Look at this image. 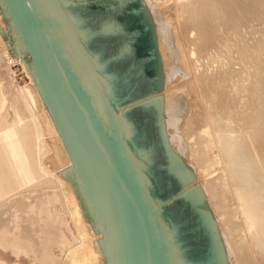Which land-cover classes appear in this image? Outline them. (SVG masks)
<instances>
[{
  "label": "rangeland",
  "instance_id": "obj_1",
  "mask_svg": "<svg viewBox=\"0 0 264 264\" xmlns=\"http://www.w3.org/2000/svg\"><path fill=\"white\" fill-rule=\"evenodd\" d=\"M139 1H141V0H61L63 6H65V8H66V11H67L73 25H75L77 31L79 32L83 43L86 45V48L89 52V55H90L92 61L94 62L95 66L97 67L99 75H100V77H101L102 81L104 82L105 87L107 89V92L109 93L111 99L113 100V103H114L115 108H116V112L119 114V116H121L120 119H122L126 134H127L128 138L130 139L131 145L134 148H137L138 151H139L140 147L144 148V150H145V151L144 150L140 151V154H142V156H144V158H145L144 165L141 166V168L143 167L142 168L143 173L147 178L151 192L154 195V198L156 201L157 209H158L159 213L161 214L163 224L165 227V231L168 234V239H169L171 251H173V254L175 257V264H217L216 263L217 262V253L213 249V246H214L213 233L210 231V229H208V226H207L205 220L198 214V212L194 211V209L192 208L189 201H187V199L182 195V191L184 188L180 186L178 179L176 180V178H173L165 170V167L167 166V154H168L166 151V148L169 150H175V146L173 145V143L171 141H169V139H168L167 147L164 146L165 142L161 141L162 137L160 136V128L158 127L159 121L162 118L164 131H166V128L167 129L169 128L165 125V122H166V118H165L166 117L165 116L166 115L165 114L166 105H164L165 102H164L163 108H161V110H158L157 108H155L153 106V104H147L146 105L142 102L144 100L151 98V97H154L156 95L162 96V99H163L164 98L163 93H165V90H164L165 80L164 79H166L167 77H168V79L171 78V80H172V92H173L175 87L185 85L187 82H189V79H191V77L194 76L193 73L195 74L196 72L197 73L200 72L201 74L205 73L207 75L209 72L210 74H208V76L210 78H212L213 80L215 79L214 81H216V80L218 81V79H216V77H213V76H217V74H219V72H224L226 70L225 73L227 72V75L225 73H224V75L222 74V76H225V75L226 76L224 78L221 77L222 79H220V80H222V82L225 80V82H223V83H225L224 87L228 88V91H227V88L226 89L224 88L225 91L227 92V94H225V95H227V96L229 95L228 98L231 97V98H229L230 102H232V101H234V102L229 103V100L225 98L227 101L225 100L226 104H223V107H225L227 105L225 108L234 109V110H232V111L228 110L229 111L228 112L225 108H224L225 110L222 108L223 109L222 112L225 113V111H227V113H225V114H227V116L229 115V118H227L226 116L223 117L225 114L222 113L223 118H221V121H222V123H223V121H226L223 123L224 125L221 124V126H224V128L222 127L223 134L227 137L229 136L228 132L230 134L229 137H231V136L234 137L238 134V136H240V137L239 138L236 137V142L234 141L235 137L232 138L234 142H233V145H231L232 146L231 151L233 149H235V152H237L239 150L238 153L241 152L243 157H245V154H246V156L251 155L250 157L248 156V158L246 157L244 159L242 157V159L243 160L246 159L245 161L248 162L249 164H245V161L241 162L239 164L240 165L239 166L240 167V173L242 175H244V178H245V181L242 182V186H244L243 183L245 184V186L243 187L244 190L247 189V192H248V191L252 190L253 188H255V187H252V185L253 186L258 185L259 187H256V188L259 190H262L261 191V193H262L264 191V189H263L264 184L262 185L263 187H261L262 189L260 188V186H261V183H264V179H263L264 174H261L264 172V169H262V168H264V164H263L264 162L262 161L264 159V157H263L264 154L258 153L257 151L254 150V148H253L254 147V145H253L254 141L253 140L259 142L260 137L261 138H263V137L260 135L259 137L257 136L258 138L254 137V139H253L252 133H255L258 130L264 129V126H263V124H264V122H263V119H264V106H263L264 105L263 104L264 97L263 96L259 97L260 96V94H259V96L255 97L256 100H254V99L251 100L249 97L250 96L249 94H250L251 89H253L252 88L253 84H255V86L258 85V81H256L254 79V77H252L254 72H256L260 76L264 77V65L261 64L262 62L264 64V61H263L264 55L262 54V53H264V50L263 51L261 50L262 45H260V44H263V48H264V0H239L238 2H237V0H232V1L231 0H222V1L220 0V3H222V4H220L218 2L219 0H217V4H216V2L214 0V2L216 4V8H217V6L220 7L218 4H220L223 7H224V5L226 6L225 8L220 7L221 9L219 10V12L221 14L218 12V10H216V11L214 10L215 11V13H214L213 9H210L212 7H210V8L208 7V9H207L208 11L205 12L206 16L204 15L205 19L200 18V17L199 18L204 20V21L206 20V18H207V20H209L208 16L213 11L212 14L213 13L214 14H213L212 18L214 17V15H216L215 16L216 18L217 17H220V18L224 17V18H222L223 22L219 26L218 23L221 22V19L218 18V20H220V21H216V19L215 20L212 19V21L214 20L216 22L215 24L213 23L214 21L212 22V24H214L215 26L214 25L209 26L208 22H206L203 25L204 29H201L202 31H200L199 33L196 32L197 29H195V28H196V24H198L197 22H199L198 20H200V19H198V17H196L194 19V20H196V21H194L195 26L192 24V26H193L192 28H189V27H191L189 24H191L193 22H191L189 20V22H190L189 23V22H187L188 20H186L188 17H189L188 19H190V17H191L188 14V12L191 14V10L189 11V9L191 8L190 7L191 4H194L193 2L195 0H191V2H190L191 4L188 3L190 8L187 11L182 10L183 13L180 10L174 11L175 13L173 14V18H175L176 20L175 19L168 20L170 49L175 50L173 53L170 52L171 74L169 76H166V74H165V67H164L163 61H162V59H163L162 58V50H161L160 43L158 40V34L155 32L156 23L152 20L148 21V22L144 21L142 14L141 13H140L141 15L139 14L140 5H141L139 3ZM167 1H168L167 3H168L169 8H171L172 5L175 4V3L173 4V2H174L173 0H167ZM208 1L209 0H207L206 2H208ZM223 1L227 5L224 4ZM187 2H189V1H187ZM232 5H234V6L232 7ZM255 11L257 12V14ZM208 12H210V14ZM230 12H231V14H230ZM180 13L181 14L185 13L186 16H187V14L189 16H187V18H186V17H184V15H181L182 17H180ZM226 16L228 17V20H226ZM182 19H184V21ZM229 19H231V20L229 21ZM174 20L176 22H174ZM185 20H186V22H185ZM173 23H177V24H175V27H174ZM184 24H186L185 26H188V27L185 28ZM153 26H154V30L152 29ZM172 26L174 29L171 28ZM183 28L185 29V31L183 30ZM213 28H214V30H213ZM205 30H207L206 32L209 31V33H210L209 41L211 43H213V46H211V43H209L208 40H207L208 42L205 43L204 46H202V44L199 43V39L205 34L203 32ZM4 31H5L4 28L2 26H0V96H1L0 126H1V124H3V121L5 120V121H10L14 127H19V130H20L23 128L22 123L28 122L30 119L28 118V116H26V117H23L24 119L21 120L22 122L18 121L17 116L15 114V107H14L13 102H11V100L13 99V96L18 92V90L22 87V84L23 85L26 83L28 84V79H27V77H25V73L23 71V68H21V66L19 64H15L14 62H12V64H11V62H9V60H8L9 48H8L7 43H6L8 39L3 38ZM195 32H196V34H195ZM199 36H201V37L199 39H197ZM192 37L193 38L195 37L194 38L195 41L191 40ZM164 43H167V42H164ZM198 46H199V50H197ZM259 46H261V47H259ZM164 47H166V45H164ZM206 47L207 48L209 47V50L212 49L211 50L212 53L215 52L214 54H216V55L212 54L211 51L206 52V50H207ZM194 48L198 52L194 53ZM205 48H206V50H205ZM256 48H258V49H256ZM200 50H202V51H200ZM256 50H258V51H256ZM203 51H205V53H207V54H205ZM259 51L262 53H260ZM256 52H259V53L257 54ZM210 53H211V55L209 56L208 54H210ZM197 54H203L205 56H202V55L198 56ZM261 54L263 57L261 56ZM212 55L215 56V58H211ZM258 55H259V57H262V59L260 61H259L260 58H258ZM182 56H183V58H182ZM252 56H256L257 58H254V57L252 58ZM208 58L209 59L211 58L214 60L211 61ZM175 60H176L177 64L181 67H182V61L183 62L188 61L189 63H192L193 67L192 68L190 67V70H189L190 74L188 72V74L186 75L187 72H185L184 70L181 71L180 68L177 66ZM205 61H208V62L210 61L209 63H210L211 67L209 66V64H207L208 62H205ZM256 61L258 63L257 65H256ZM259 62L261 65L259 64ZM198 65H202V66H198ZM203 65L205 66L204 68H203ZM206 65L210 67V68L208 67L209 70H206V69H208V68H206L207 67ZM258 66L259 67L263 66V68H257ZM198 67L202 68L203 70L206 68L205 70L208 72H206L205 70H204L205 72H203L202 69H201L202 71H200V70L197 71L198 69H200ZM244 68H246V71H242V70H244ZM191 69H193V70H191ZM222 70H224V71H222ZM183 72H184V74H183ZM191 74H192V76H191ZM212 74H215V75L212 76ZM184 75L186 76V78ZM196 75H198V74H196ZM14 77H17V78H14ZM230 78H232V82H230ZM226 80L228 82H226ZM12 81H15V82H12ZM234 82L236 84V85L234 84L235 86L233 85ZM229 83H230V86H229ZM157 87H159V88H157ZM244 87L246 88V90ZM186 88L187 87L185 86L184 89H186ZM189 88H191V89H190V91H189L190 93H188L187 97L188 98L190 96L194 97L193 102H195L196 105H195V103L191 102L192 105H191V103L189 104L190 108H188L189 106L186 105L188 107H184L183 110L176 112L177 117H176V114L174 117L179 118L181 115V117L184 116V117H187L186 119H189V121H186L185 118H182L183 120L185 119L184 123H183V120H179V122L181 124L179 122L177 123V125H176L177 129L181 128L179 126H182V123L185 124L186 122H188V123L192 122L193 121L192 119L195 118L194 116H195L196 112L201 109V107H199L200 106L199 101L201 99L199 98L200 95L196 94V87L193 86V87H189ZM247 98H249L250 100L248 99V101H247L246 100ZM232 99H234V100H232ZM260 99L262 100V102H260L261 101ZM237 101H239L238 104H237ZM250 101L251 102L253 101L252 105H250L251 104ZM248 103H250V104H248ZM228 104H230V106ZM234 105L236 108L233 107ZM248 106L250 107V110H249ZM196 107L197 108L199 107V108L197 109ZM246 107L249 110L248 112L246 111L247 110ZM184 110H186V111L184 112ZM189 110H191V113H190L191 116L189 115V113L187 114V111H189ZM235 110H236V112H235ZM238 110H240L241 112ZM245 111H246L245 114H249L252 112L253 117H251L250 121L245 118V114H244ZM183 112L187 116L184 115ZM239 112L241 113V116L244 115L242 117L247 122L249 121V123L245 122L242 118V120L246 124V125L245 124L242 125L243 121L241 120L240 116L238 117ZM38 113H41V112L38 111ZM229 113L231 114V117H230ZM236 113H237V115H236ZM37 115L39 116V117L38 116L37 117L41 120L40 114H37ZM33 116H34V118H36V114H34ZM160 116H161V118H160ZM181 117H180V119H181ZM237 118H238V120H237ZM162 119H161V121H162ZM164 119H165V121H164ZM225 119H227V120H225ZM230 119L233 121V123L230 121ZM239 120H241L242 122ZM41 121H40L41 125H40L39 130H38V138L41 141V149L38 151V154L36 157V159H37L36 163H37V166L39 168H42L43 165H45V166H47V168H49L50 171H52L50 173L51 176L49 174H47L48 177L46 175L45 176L43 175L44 178L48 179L50 177H53L52 176L54 174L53 172L57 171V170H54V168H52L53 170L51 169V167H54L52 165L53 159H51V158L49 159V157L53 153V150L51 149V147H53L52 144H54V140H52V138H51L52 134L50 132V129L46 125L45 121H42V122ZM221 121H220V123H221ZM257 121H258V123H257ZM259 122L260 123L262 122L263 124L262 123L260 124ZM230 123L233 125H231ZM258 124H259V127H258ZM225 125H226V127H225ZM253 126H254V128H253ZM261 126H263V127H261ZM242 127L245 128V131H247V132H245ZM182 128L183 129L179 130L178 132H180V136H183V135L185 136L184 141H185L186 147H188L189 151L193 150V152L192 151L191 152L194 153L197 158H199V159H201V157L207 158L205 156H208V158H210L211 156H213V157H211L213 159L216 156L215 154L217 153V148L212 147V148L206 149V147H204L205 142H203L204 138L197 136V131L195 128H194L195 130H193V129L188 130L189 127L186 128L185 125H184V127L182 126ZM226 128L229 130H226ZM246 128H248V130ZM230 129H232V130L230 131ZM233 129H234V131H233ZM241 130L243 131V133H246L247 135L239 133ZM225 131H226V133H225ZM186 132H187V134H184ZM250 132H252V133H250ZM177 135L178 134H176V137H177ZM243 135L247 136V137H244V138H246L245 140H247V142L249 139H251L250 136L252 137V139L250 140L251 142H248V143L246 142L247 144L251 143L250 146L249 145L247 146L246 143H243V142H245V140L242 138ZM162 136H163V134H162ZM186 136L188 139L186 138ZM196 137L198 139L194 140V139H196ZM199 138H200V141H199ZM240 138H241V140H240ZM247 138H249V139H247ZM242 140H244V141L242 142ZM193 141H195V142L197 141V143H194ZM238 141L242 142L244 144V146L242 143H239ZM198 142H201V143H199L200 145L198 144ZM235 143H236V145H234ZM238 143H239V145L241 144L240 148L238 147L239 146ZM171 146H173L174 148H172ZM199 146L203 147V148H200ZM198 147H199V150H198ZM235 147H237V148H235ZM242 147H243V149H244V147H246V150L249 148L250 151L249 150L246 151L245 149H244V151H240V150H243ZM250 147L253 149H250ZM39 148H40V146H39ZM195 149H196L197 154L195 152ZM200 149H202L203 152H202V150L200 151ZM252 150H254V152H256V154L254 152H252ZM142 151H144L145 154H143L144 152H142ZM204 151L208 155H206L204 153ZM210 152L213 154H209ZM242 152H247V153H242ZM199 153H200V155H199ZM253 154L255 155V158H257L256 156H258V158L259 157L260 158L256 160L255 158H253L254 157ZM258 154L261 156H259ZM250 158H252V160ZM186 159H184L185 163L188 162L189 158H186ZM258 160L259 161L261 160L260 163L262 162V164H259ZM252 162L256 163L257 169L255 168V163H252ZM258 164H259V166L261 165L262 168H261V166L259 167ZM250 165H252V167ZM220 166H221V164H214V166L210 168V173H209L210 179L216 178L217 174L219 175L220 173H223L222 170L220 169L221 168ZM241 167H242V169H241ZM244 167H247V169H249V170H246ZM212 168H213V170H211ZM259 169L261 171H259ZM250 170L253 173L256 171L258 173L253 174L251 172V174L253 175L251 177L250 176L251 174H249ZM229 174L231 175L230 179L232 180V178L234 179V176L237 173H235V171H234V172H230ZM257 174H259V175L261 174V175L259 176ZM215 175H216V177H215ZM223 175L224 174L219 175L223 179V180L221 179L222 181H224V179L226 177L225 175L223 177ZM256 175L258 177V181L256 179L257 178ZM43 177H40L39 178L40 180L38 179V181L36 180L37 183H36V181H34L33 184L31 182H29V183H24V184H26V185H24L22 182V178H21V169L17 170L16 175L13 178V183L15 185V189H12L13 191L10 190L8 193H6L4 198H0V223H3V224H0V229L5 228V230L7 229L10 231L12 229H16L21 233L24 232L25 231L24 227L30 228V224L32 222L34 223L35 220H38V219L40 221V219H42V218H40V216L41 217L43 216L40 213L34 215L35 212H33V214L31 212V214H30V212L28 211L29 208L27 209V204L29 203L28 206L30 207L32 204H36L37 202H39V200H41V197H42V199H44V196H46L50 193H53L55 191L56 192L59 191V192H57L59 198H57V201H54V203L55 202L56 203L54 204L50 201L51 203L48 204V208L50 210L49 214L53 216V225L59 226L63 235H65V234L68 235V236L66 235V239L68 237L70 242L77 241V235L78 234L76 233V231L74 229L72 219H71L70 215H68L66 206L64 205V195L61 194L60 189H59L60 187L56 183H53V182H49V181H48V183H45L44 181L42 182ZM249 177H250V180H249ZM253 177H255V178H253ZM259 177H260V179H259ZM261 177L263 180H261ZM246 178H248V179H246ZM252 178H253V180H252ZM196 180L201 181V179L200 178L198 179V177ZM254 180L256 181V183ZM259 180H261L260 183H259ZM222 181H220V183H217V182H219V180L216 182V184L217 185L219 184V185L215 186V188H217L216 189L217 191L215 189L213 191V192L216 191L218 193V191L222 188L223 190L221 189L222 192L220 191L218 193V196L223 195L224 193L230 194V192H227L228 191L227 187H225V188L221 187ZM250 182L254 183V184L251 185ZM194 183H196L195 180H194ZM257 183H259V184H257ZM191 185L192 184H190V186ZM31 187H33V188H31ZM248 189H250V190H248ZM12 192H14V193H12ZM257 193H260V191L255 192V195H258ZM9 194H11V195H9ZM263 194H264V192H263ZM34 196H36V197H34ZM37 196H39V197H37ZM227 196H229V198H231L230 195H227ZM261 196H263V195L260 194L258 196V198H259L258 202L259 203L263 202L262 204H264V200L262 199ZM30 197H32L33 201L30 199ZM33 198L36 200H34ZM229 198L226 197V199H225V197H224V201H226V202L223 203V207H221L220 210L221 211L223 209L224 210H230L229 208H232L230 211H232V210L233 211L232 212L226 211V213L224 211H222V212L219 211V212H221L222 215H226V214L228 215L229 213H231V214H229L231 216L226 215V218H225V216H222L221 214L219 216V219H221V220L225 218L224 220L226 222L224 220H222L225 223L230 222L229 226H228V224L226 225L222 221H221L222 224H220V222L218 221V218H217L218 216L215 214V212L213 214H211V218L213 221V229H214L215 233L218 234L219 241L221 243V250H222V254H223L222 263L234 264V262H236L235 264H237L238 260L241 257H244V254H245V256L249 257L248 253L245 252L246 250L243 247H242V249H244V250L241 249V245L245 243V242H243L244 239L248 240V239H250V236H252V235H250V236H249V234L245 235L244 232L242 230H240V226H238L239 223L236 224L237 221L240 222L241 218L238 214H236L235 203L232 201V199H229ZM256 198H254V199H256ZM15 199H17L18 201L21 199V201L18 202V203H21V204H19V206H18V204L16 205V203H14ZM227 199H229V200H227ZM22 201H24V202H22ZM215 201H216V199L212 200V202H215ZM258 202L256 201L257 204H259ZM11 203H12V205H11ZM208 203H209V200L207 201V204ZM225 203H228V204H225ZM227 205H228V208H227ZM262 206L264 207V205H262ZM18 207H20V208H18ZM209 207H210V209L213 208V207H211V205ZM258 207L261 208V204H259ZM210 209H208L209 212H210ZM22 210H24V211H22ZM13 211H15V212H13ZM26 211L29 213V215L26 213ZM212 211H213V209L211 210V212ZM4 212H6V213H4ZM25 213L27 216L25 215ZM232 214L234 217L232 216ZM24 215L28 219H26L24 217ZM20 216H22V217H20ZM221 217H223V218H221ZM227 217L228 218L231 217L230 219L232 221H230ZM31 218H33L32 220H34V221H32ZM35 218H37V219H35ZM262 218L260 220L261 222H262ZM261 222H260V227H261L260 231H261V233H264V227H263L264 222L263 223H261ZM234 223L236 225H233ZM214 224L215 225L218 224V225H216L217 230H216V226ZM261 224H263V225H261ZM220 225H221V227H220ZM12 226H14V227L12 228ZM31 226H35V224L31 225ZM236 226H237V228H236ZM9 227H10V229H9ZM225 228H227V229H225ZM235 229H237V230H235ZM223 231H224V233H226L228 235H224ZM260 231H259V235L261 234ZM36 233H38V232L36 230L34 232L33 229H31V231H28V234L30 236H32L33 238L38 236L37 239L34 238V240H35V243H37V245L39 246L40 238H39V235H37ZM232 234L233 235L238 234V236L236 235V239L235 240L233 239L234 241L230 240V238L231 239L234 238V236ZM242 234H243V236H242L243 238H241ZM222 235L225 237V239ZM231 235H232V237H230ZM238 237H240V240L242 239V241H240ZM247 237H249V238H247ZM260 237L261 238H259V239L262 240L261 242H263L264 234H261ZM68 239H67V242H69ZM224 240H226L227 242L226 241L224 242ZM236 241L237 242L239 241L238 244H240V245H237ZM254 241H255V238H254ZM229 242H232L231 244L234 245V246L231 245V249L228 248V247H230ZM233 242L236 245L233 244ZM261 242H259V244H257V243L255 244V246L257 245V247L259 245V248L256 249V247H252V249L254 248L256 250H259V252L257 251L259 254V260H261V259H263V260L259 261L258 263L262 262V264H264L263 263L264 262V257H263L264 254L262 253V252H264V247H263L264 242H263V244H261ZM224 243H227V244H224ZM252 244H253V240H252ZM224 245L225 246L228 245V246H226L227 248ZM261 245H263V246H261ZM67 246H68L67 243H62L61 241H58L56 243V245L52 246L51 252L53 254V257L56 256V258H57V259L54 258L56 260V263H54V264H60L61 262H57V261L64 260V258H65L64 257V250L66 249ZM237 246L240 248H238ZM232 247H234V248L232 249ZM236 248L238 250L241 249L244 254L243 253L240 254L241 250H239L240 251L239 252L238 250H236ZM228 249H230V250H228ZM231 250H233V251L231 252ZM234 252H237V254L239 252L238 256H240V258H238L237 254L235 253L236 254L235 255ZM29 253H26V255H25L22 252H18V253L12 252L11 248H9L8 246L5 247L1 243L0 244V264H44L43 260L46 258V255H45V258L43 256L35 257L36 255L33 256L34 254H32V252H29ZM246 253H247V255H246ZM60 256H63V258ZM233 257H236V258H233ZM247 257H244L241 259L242 260L248 259ZM37 258H39L40 260ZM232 258H233V260H232ZM32 259H33V261H32ZM37 260H38V262H37ZM249 263L252 264L253 262L251 263L249 261L246 264H249Z\"/></svg>",
  "mask_w": 264,
  "mask_h": 264
},
{
  "label": "bare ground",
  "instance_id": "obj_2",
  "mask_svg": "<svg viewBox=\"0 0 264 264\" xmlns=\"http://www.w3.org/2000/svg\"><path fill=\"white\" fill-rule=\"evenodd\" d=\"M173 1H172L173 4L174 3L175 4L172 5L171 8H169L167 0H160V1L159 0H141V1H139V3L141 4V5L139 4L140 5L139 14L140 13L142 14V17H143L144 21L148 22V21L152 20V21H154L156 23L155 32L158 34V40H159L160 47H161V50H162V58H163L162 61H163V65L165 67L166 76H169L171 74L170 52L173 53L175 51L173 49H170L169 23H168V20L175 19V18H173V14L175 13L174 11H179V10L181 12H182V10L183 11H185V10L187 11L191 7L189 9V11L191 10V14L192 15L188 12V14L191 16L190 19H188L189 17L187 18V16H189V15L187 14V16H186L185 13L184 14L180 13V17H182L181 15H184V17L187 18L186 20H188L187 22H189V20L191 22H193V23L189 24L191 26L189 28H192L193 27L192 24L194 25V21H196L194 19L196 17H198V19H200V18L205 19L204 18L206 16L205 12L208 11L207 10L208 7L209 8L212 7L210 9H213V11L214 10L215 11L218 10V12L221 9L220 7H222V8L226 7L225 5H224V7L220 5V4H222V3H220V0L218 1L220 3V4H218L220 7L217 6V8H216L217 0H215L216 4H215L214 0H209L208 2H206L207 0H195L193 2L194 4L190 3L191 0H173ZM187 1H189V2H187ZM238 1L239 0H237V2ZM188 3L191 4L190 7H189ZM223 3H224V1H223ZM224 4H226V3H224ZM233 6L234 5H232V7ZM215 11H214V13H215ZM212 12H211V14H210V12H208L210 14L208 16L209 20H207V18H206L205 21L200 19V20H198L199 22H197L198 24L195 23L196 24V28L195 27L194 28L197 29V31H196L197 33L202 31L201 29H204L203 25L206 22H208L209 26H211V25H214L216 23L214 21L215 19H216V21H220V20H218V18H220V17L216 18L215 17L216 15H214V17L212 18L213 14H214V13L212 14ZM230 14H231V12H230ZM256 14H257V12H256ZM1 16H2V14H0V26H2L4 28V30H5L4 33H3V38L8 39L7 42H6L7 45H8V48H9L8 57H9V59H11L12 62H14L15 64H19L21 66V68H23V71L25 73V77H27V79H28V84L27 83L24 84V85L22 84V87L13 96V99L11 100V102H13V104H14L15 114L17 116V120L18 121L22 122L21 120L24 119L23 117H26V116H28V118L30 120L28 122H23L22 123L23 124V128L20 129V130H19V127H14L13 124L10 121H5L4 120L3 124H1V126H0V198H4L6 193H8L12 189H15V185L13 183V178L15 177L16 172H17L18 169H21V178H22L23 184L24 183H29V182H31L33 184L34 181H36V180L38 181V179L40 177H43V175L47 176V174H49L51 176L50 173L52 171H50L49 168H47V166L43 165L42 168H39L37 166V163H36V160H37L36 157H37L38 151L41 149V141L38 138V130H39V127L41 125L40 121L41 120L45 121L46 125L50 129V132H51V134L53 136V137L51 136V138H52V140H54V144H52L53 147H51V149L53 150V153L49 157V159L50 158L53 159L52 165L54 167H51V169L54 168V170H57V171L53 172L54 173L52 175L53 177L49 176L50 178H48V179L43 177L42 178L43 179L42 182L43 181L45 183H48V181L49 182H53V183H56L60 187L59 188L60 192H61L62 195H64V205L66 206L68 215H70V217L72 219V222H73L74 229H75V231H76V233L78 235H77V241L70 242L68 237H67V239L69 241V242H67V239H66V235L67 234L63 235L62 232H61L60 227L53 225V216L49 214L50 210L48 208V204L51 203V202L54 203V201H57V198H59L58 194H57V192H59V191H57V192L55 191L53 193H50V194L44 196V199H42V197H41V200H39V202H37L38 201L37 200L36 204H32V205L30 204L31 205L30 207L28 206L29 203L27 204V209L29 208L28 211L30 212V214H31V212H32V214H33V212H35L34 215L39 214V213L41 215H43L42 217L40 216V218H42V219H40V221L38 219V220H35V222L33 223L32 221H34V220H32L33 218H31V220H32L31 222L32 223L30 224V228L24 227L25 231L23 230L24 232H22V233L19 232L16 229H12L11 231L7 230V229L5 230V228L0 229V242L5 247L8 246L9 248H11L12 252H16V253L22 252L25 255H26V253L32 252V254H34L33 256H35V255H36L35 257L43 256L44 258H45V255H46V258L45 259L43 258L44 260L42 259L44 261L43 263L44 264L45 263L46 264H52V263L54 264V263H56V260L54 259V258H56V256L53 257V254L51 252V248H52V246L56 245V243L58 241H61L62 243H67L68 246L64 250V257H65L64 260L57 261V262H61L60 264H109L108 263V258H107V253L105 252L104 234L101 233V231H100V229H99V227L97 225V221H96L95 215H93L89 200L86 198V196H84L83 187L81 185L79 177L76 174L73 161L69 157V154H68V152L66 150V147H65V145L63 143V140L60 139V136L58 134L56 126H55L54 122L51 120V117H50L49 111L47 109V106H46L45 102H43L42 97L39 94V91L37 89L36 83L34 82L32 76H31V74H30V72H29V70L27 68V65L24 63L22 57L19 56L18 49H17L16 45H14V43H13L11 37H10V34L8 32V27L5 25V23H4V21H3ZM222 18H224V17H222ZM222 18H220L221 22L218 23L219 26L223 22ZM212 19H214L213 20L214 22L212 21ZM175 20H174V22H176ZM182 20L184 21V19H182ZM186 20H185V22H186ZM226 20H228L227 16H226ZM230 20L231 19H229V21ZM212 22L214 24H212ZM173 24H174V27H175V24H177V23H173ZM185 25L186 24H184V26ZM186 27H188V26H185V28ZM171 28H173V26ZM152 29L154 30V26L152 27ZM183 30L185 31L184 28H183ZM213 30H214V28H213ZM206 31L207 30L203 31L205 34L203 36L201 35L202 37L199 36L197 38V39H199L201 37L199 39V43H201L202 46H204L205 43H207L209 41L210 33H209V31L208 32H206ZM196 32H195V34H196ZM194 38L192 37L191 40L195 41ZM164 42H167V43H164ZM209 43H211V42L209 41ZM164 45H166V47H164ZM260 45H262V49L261 50L263 51L264 50L263 44H260ZM211 46H213V43H211ZM209 47L208 48L206 47L207 50L205 48L206 52L212 50V49L209 50ZM259 47H261V46H259ZM258 48H256V49H258ZM197 50H199V46L197 47ZM197 50H195V48H194V53L198 52ZM200 51H202V50H200ZM256 51H258V50H256ZM203 52L205 53V51H203ZM259 52H256V53L258 54ZM211 53H212V51H211ZM211 53L208 54V55L210 56ZM214 53H212V54H214ZM260 53H262V52H260ZM205 54H207V53H205ZM262 54L264 55V53H262ZM262 54H261V56H262ZM197 55L198 56L199 55L205 56L203 54H197ZM214 55H216V54H214ZM259 55H258V58H260L259 59V61H260L263 56L259 57ZM253 57L257 58L256 56H252V58ZM182 58H183V56H182ZM211 58H215V56L212 55ZM211 58L210 59L208 58V59L211 60V61L214 60V59H211ZM175 62H176V60H175ZM205 62H208V61H205ZM209 62L207 64H209V66H210ZM176 64H177V62H176ZM257 64L258 63L256 61V65ZM259 64H260V62H259ZM261 64L264 65L263 62ZM177 66L180 68L181 71L184 70L185 72H187L186 73V75H187L189 70H190V67L191 68L193 67V64L189 63L188 61H184V62L182 61V67L179 66L178 64H177ZM198 66H202V65H198ZM209 66H207L206 68H208ZM259 66L257 68H263V66H261V67H259ZM204 67L205 66L203 65V68ZM198 68H200V67H198ZM209 68L206 69V70H209ZM201 69L202 68L198 69L197 71H199V70L202 71L203 69L202 70ZM191 70H193V69H191ZM204 70H203V72L206 71V70L205 71ZM222 71H224V70H222ZM225 71L224 72H219V74H217V76H213L216 73L212 74V76L216 77V79H218V81L217 80L214 81L215 79L213 80L212 78H210L208 76V74H210L208 71H206V72H208L207 75L205 73L201 74L200 72L197 73L195 71L196 73L195 74L193 73L194 76H192V74H191L192 77L190 76L191 79H189V82H187L185 85H181V86L175 87L173 92H172V80H171V78L168 79V77H167L166 79H164L165 80V87H164L165 93H163L164 98L162 99V96L156 95L154 97H151V98H148V99L144 100L142 103H144L146 105L147 104H153V106L155 108H157L158 110H161V108H163V104L165 102V104H164V105H166V112H165V114H166L165 115L166 116L165 117L166 118V122H165V125L167 127H169V128L168 129L166 128V131H164L163 119L160 116L162 121L160 119L158 127L160 128V136L162 137L161 141L165 142L164 146L167 147L168 139H169V141H171L173 143V145L175 146V150H169V149L166 148V151H167L168 154H167V166L165 167V170L173 178H176V180L178 179L180 186L184 188L183 191H182V195L187 199V201H189V203L191 204V206L194 209V211L198 212V214L205 220V222H206V224L208 226V229H210V231L213 233V237H214L213 249L217 253V262L216 263L217 264H224V263H222L223 254H222V250H221V243L219 241L218 234H216L214 229H213V221H212V218H211V214H213L215 212V214L218 216L217 217L218 221L220 222V224H222L221 221L226 218L227 214L226 215H222L221 212L224 211L226 213V211L228 212L232 208H229L230 210H224L223 209L222 211L220 209H221V207H223V203L226 202V201H224V197L226 199V197L229 198V196H227V195H230L231 198H229V199H232V201L235 203L236 214H238L240 216V218H241L240 222H238L236 220L237 221L236 224L239 223L238 226H240V230H242L245 235L249 234V236L250 235L253 236V237L250 236V239H248V240L244 239L243 242H245V243L241 245V249L243 247L246 250L245 252L248 253L249 257L245 256V254L243 253L242 250H244V249H242V250L239 249V250H241V252H240L236 248V250H238L240 252V254L243 253L244 257L248 258V259L242 260L241 258H244V257L240 258V256H238L239 252H238V254H237V252H234V254L236 253L238 258H240L238 260L237 264H246L249 261L251 263L253 262L252 264H262V262L258 263L259 261H262L263 259L259 260V254H258L259 250H256L257 248H259V245L257 247V245L255 246V244L256 243L259 244V242L262 241L259 238L262 237V236L260 237L261 234H264V233H261V231H260V229H261V227H260V222L261 221L260 220H261L262 217L264 218V207L262 206L264 204H262L263 202L262 203L258 202V200H259L258 196L260 194L263 195L261 197L264 200V198H263L264 197V194H263L264 191L261 193L262 190H259V189L256 188V187H259V186L258 185L257 186L254 185L253 186L252 184H254V183H251V182H250V184L252 185V187H255V188H253L252 190L248 189V190H250L248 192H247V189L244 190L243 187L245 186V184L243 183L244 186H242V182L245 181V178H244V175H242L240 173V167H239L240 165L239 164L241 162H244L246 159L245 160H243V159L246 158V157L248 158L249 155L246 156V154H245V157H243L241 152L238 153L239 150L237 152H235V149H233L231 151V148H232L231 145H233L234 141L236 142V137H238V138L240 137V136H238V134L237 135L235 134L236 136H234L235 137L234 141L232 139L234 137H232V136L229 137L230 136L229 132H228V135H229L228 137L223 134L222 127L224 128V126H221V124H223L226 121H223V123H222L221 118H223L225 116L227 118H229V115L227 116V114H225V113H227L228 110H231V111L234 110V109L225 108L227 105L225 107H223V104H226L225 103L227 101L226 99L229 100V98H231V97L228 98L229 95L228 96L225 95V94H227V92L225 91V89L227 87H224L225 83H223V82H225V80L223 79L224 80L223 82H222V80H220V79H222L221 77L224 78L227 75V72L225 73ZM242 71H246V68H244V70H242ZM224 73L226 75L222 76V74L224 75ZM183 74H184V72H183ZM189 74H190V72H189ZM196 74H198V75H196ZM252 77H254V79L256 81H258V85H256L257 86L256 87L255 84H253V86H252L253 89H251L249 97H250L251 100L252 99L256 100L255 97L259 96V94H260L259 97H261V96L264 97V77L260 76L256 72H254ZM14 78H17V77H14ZM185 78H186V76H185ZM12 82H15V81H12ZM226 82H228V81L226 80ZM230 82H232V78H230ZM234 84H235V82L233 83V85ZM185 86L187 87L186 89H184ZM193 86L196 87V94L200 95L199 98L201 100L200 101L198 100V101H199V105H200L199 107H201V109L199 111H197V112L194 110L196 112V114L194 116L195 118L192 119L193 121L191 120L192 122H189V123L186 122L185 124H183L187 117H184V116L181 117V115H180L181 119H180V117L176 118L177 117L176 112H178L180 110H183L184 107H188L189 104L191 102H193L194 97H191V96L189 98L187 97V95H188V93H190L189 91L191 89L189 87H193ZM229 86H230V83H229ZM157 88H159V87H157ZM245 90H246V88H245ZM227 91H228V88H227ZM248 99L249 98H247L246 100L248 101ZM232 100H234V99H232ZM0 102H1V96H0ZM232 102H234V101H232ZM232 102H230V100H229V103H232ZM238 102L239 101H237V104H238ZM252 102H251V104L250 103H248V104L252 105L253 104ZM260 102H262V100ZM193 103H195V102H193ZM263 104H264V100H263ZM186 105H188V106H186ZM191 105H192V103H191ZM195 105H196V103H195ZM228 105L230 106V104H228ZM235 105L233 107H235ZM188 108H190V106ZM222 108L223 109L225 108L227 111H225V113H223L222 112V110H223ZM249 110H250V107H249ZM249 110L247 108L246 111L248 112ZM38 111H40L41 113H38ZM185 111L186 110H184V112ZM238 111H240V110H238ZM246 111L244 112V114L246 113ZM184 112H183V114H184ZM235 112H236V110H235ZM240 112L238 114V117L240 116V118L242 120V118H243L242 116H244V115L241 116ZM188 113L191 116V114H190L191 110L187 111V114ZM222 113L225 114L223 117H222ZM34 114H36V118L37 119L34 118V116H33ZM37 114H40L41 120L38 118L39 116ZM175 114H176V117H174ZM117 115L119 116L118 113H117ZM184 115H186V114H184ZM236 115H237V113H236ZM252 115H253L252 112L249 113V114H245V118L250 121L251 117H253ZM119 117H121V116H119ZM230 117H231V114H230ZM182 118H185V119L183 120ZM179 120H183L182 126L184 127V125H185L186 128L189 127L188 130H191V129L195 130L196 129L197 136H199L201 138H204L203 142H205L204 147H206V149L207 148H212V147H216L217 148V153L215 152L216 156L213 159L211 158V157H213L211 155H210L211 157L209 156L210 158H208V156H205L207 158H203V157L200 156L201 159H199V158L196 157V155L194 153H192L193 150H191L192 152L189 151V149H188V147H186V144H185V141H184V137L185 136L184 135L180 136V132H178L179 130L183 129L182 126H179L181 128H178V129L176 127V125L179 122ZM225 120H227V119H225ZM237 120H238V118H237ZM241 120H239V121H241ZM243 120H244V118H243ZM164 121H165V119H164ZM186 121H189V119H186ZM220 121H221V123H220ZM230 121L233 123V121L231 119H230ZM244 121L247 122L246 120H244ZM244 121L242 122V125L245 124ZM249 121L247 123H249ZM258 121H257V123H258ZM263 122H264V119H263ZM231 125H233V124H231ZM254 126H253V128H254ZM263 126H264V124H263ZM263 126H261V127H263ZM225 127H226V125H225ZM258 127H259V124H258ZM234 129H233V131H234ZM243 129L245 131V128H243ZM246 129L248 130V128H246ZM226 130H229V129L226 128ZM231 130L232 129H230V131ZM241 131L239 133L246 134V133H243V131L242 132ZM245 132H247V131H245ZM225 133H226V131H225ZM250 133H252V132H250ZM162 134H163V136H162ZM176 134H178L177 137H176ZM184 134H187V132L184 133ZM252 135H253L252 136L253 139H254V137L255 138L257 136L259 137L260 135L263 137V138L260 137V141L259 142L253 140L254 144L253 143L252 144L254 145L253 148H254L255 151H257L258 153L264 154V129L258 130L255 133H252ZM244 137H247V136H244V135L242 136V138L245 140L246 138H244ZM252 137L250 136L251 139H252ZM186 138H187V136H186ZM197 139L198 138L196 137V139H194V140H197ZM247 139H249V138H247ZM251 139H249L248 142H251L250 141ZM240 140H241V138H240ZM244 140H242V142ZM199 141H200V138H199ZM193 142L197 143V141L196 142L193 141ZM242 142H239V143H242ZM246 142H247V140H245V142H243V143H246ZM199 143H201V142H198V144ZM239 143H238V145H239ZM247 143H246V145L250 146L251 143L250 144H247ZM234 145H236V143ZM240 145L238 146L239 148L241 147ZM39 146H40V148H39ZM243 146H244V144H243ZM131 147H132L134 156L136 157L140 167L143 166L144 162H145V158H144V156H142V154H140V151L144 150V148L140 147V149L138 151L137 148H134L132 145H131ZM171 147L174 148L173 146H171ZM199 147H198V150H199ZM200 148H203V147H200ZM235 148H237V147H235ZM253 148L250 147V149H253ZM196 149H195V152H196ZM242 149H243V147H242ZM244 149L246 150V147H244ZM244 149L240 150V151H244ZM201 150L202 149H200V151ZM247 150H249V148ZM254 150H252V152H254ZM144 151H142V152H144ZM202 152H203V150H202ZM204 153H205V151H204ZM242 153H247V152H242ZM254 153L256 154V152H254ZM143 154H145V152ZM196 154H197V152H196ZM209 154H213V153L210 152ZM199 155H200V153H199ZM206 155H208V154H206ZM259 156H261V155H259ZM242 157H243V159H242ZM256 157L257 158H255V155H254L253 158H255L256 160L260 158V157L258 158V156H256ZM263 157H264V155H263ZM186 158H189V159H188V162L185 163L184 159H186ZM250 159L252 160V158H250ZM260 161L258 160L259 164H262V162L260 163ZM262 161L264 162V159ZM252 163H255V162H252ZM214 164H221V166H220L221 168L220 167L219 168L222 170L223 173H220L219 175L224 174L226 176L224 181H222L223 179L218 174H217V177L215 175L216 178H213V179L209 178L210 168L213 167ZM245 164H249V163L245 161ZM259 164H258V166H259ZM250 166L252 167V165H250ZM256 167L257 166H256V163H255V168ZM244 168L246 170H249V169H247V167H244ZM261 168H262V166H261ZM241 169H242V167H241ZM262 169H264V168H262ZM211 170H213V168ZM234 171L237 174L236 175L234 174L235 175V176L233 175L234 179L232 178V180H231L230 179L231 175L229 173L230 172H234ZM259 171H261V170L259 169ZM251 172L252 171L250 170L249 174H251ZM254 173H258V172L256 171ZM261 174H264V172L261 173ZM224 175H223V177H224ZM257 175H259V174H257ZM257 175H256V177H257ZM250 176L252 177L253 175L251 174ZM197 177H198V179L200 178L201 181L200 180L197 181L196 180ZM253 178H255V177H253ZM253 178H252V180H253ZM246 179H248V178H246ZM256 179L258 181V177ZM259 179H260V177H259ZM263 179L261 177V180H263ZM194 180L196 181V183H194ZM218 180H219V182H217ZM249 180H250V177H249ZM261 180H259V183H260ZM37 181H36V183H37ZM220 181H222L221 182V187H224V188L227 187V189H228L227 192H230V194H225L224 193L223 195L219 194L221 197L218 196V193L221 191L222 188L217 193L216 192L217 188H215V186H218L219 184L217 185L216 182L220 183ZM255 183H256V181H255ZM259 183H257V184H259ZM190 184H192V185L190 186ZM263 184L264 183H261L260 188L263 187L262 186ZM24 185H26V184H24ZM31 188H33V187H31ZM214 189L216 190L215 192H213ZM263 189H264V187H263ZM258 191H260V193H257L258 195H255V192H258ZM12 193H14V192H12ZM11 194H9V195H11ZM34 197H36V196H34ZM37 197H39V196H37ZM254 198H256L257 200L254 199ZM30 199L32 200V197H30ZM214 199H216V201L212 202V200H214ZM229 199H227V200H229ZM34 200H36V199H34ZM208 200H209L210 204L209 203L207 204ZM14 201H15L14 203H16V205L18 204V206H19V204H21V203H18L19 201H21V199L19 201L17 199H15ZM256 201L259 204H261V208L258 207L259 204H257ZM22 202H24V201H22ZM225 204H228V203H225ZM11 205H12V203H11ZM208 205L209 206L211 205V207H213L212 208L213 209L212 212H211L212 209H210V207ZM18 208H20V207H18ZM227 208H228V205H227ZM208 209H210V212L208 211ZM15 211H13V212H15ZM22 211H24V210H22ZM219 211H221V212H219ZM232 211H230V212H232ZM4 213H6V212H4ZM26 213L29 215V213L27 211H26ZM26 213H25V215H26ZM220 214L222 216H225V218L222 219V220L219 219ZM229 214H231V213H229ZM25 215H24V217H25ZM229 216H231V215H229ZM232 216H233V214H232ZM20 217H22V216H20ZM221 218H223V217H221ZM230 218H228V219L230 221H232ZM263 218H262V222L261 223L264 222ZM26 219H28V218H26ZM35 219H37V218H35ZM224 221H222V222H224ZM0 224H3V223H0ZM34 224H35V226H31V225H34ZM225 224L226 225L228 224V226H229L230 222L229 223L227 222ZM236 224L234 223L233 225H236ZM216 225H218V224H216ZM261 225H263V224H261ZM13 227L14 226H12V228ZM220 227H221V225H220ZM227 228H225V229H227ZM236 228H237V226H236ZM9 229H10V227H9ZM31 229H33L34 232H35V230L38 232L36 234L39 235V238H40L39 246L37 245V243H35V240H34V238L37 239L38 236L33 238L32 236H30L28 234V231H31ZM216 230H217V226H216ZM235 230H237V229H235ZM259 231L261 233L260 235H259ZM223 233H224V231H223ZM224 235H228V234L224 233ZM232 235L230 237H232ZM236 235L238 236V234H236ZM236 235H233L234 238H232V239L230 238V240L234 241L236 239ZM242 236H243V234L241 235V238H243ZM238 238L240 240V237H238ZM247 238H249V237H247ZM254 238H255V241H254ZM224 239H225V237H224ZM252 240H253V244H252ZM225 241L226 240H224V242ZM240 241H242V239ZM263 242H264V240H263ZM263 242H261V244H263ZM231 243L232 242H229L230 247H228L230 249H231V245H232ZM238 243H239V241L238 242L236 241V244L240 245ZM224 244H227V243H224ZM233 244H235V243L233 242ZM263 245H261V246H263ZM226 246H228V245H226ZM232 246H234V245H232ZM252 247H256V249L253 248L254 249L253 250ZM233 248L234 247H232V249ZM238 248H240V247H238ZM230 249H228V250H230ZM232 251L233 250H231V252ZM247 253H246V255H247ZM262 253L264 254V252H262ZM60 257L63 258V256H60ZM263 257H264V255H263ZM233 258H236V257H233ZM233 258H232V260H233ZM37 259H39V258H37ZM32 261H33V259H32ZM37 262H38V260H37ZM235 263L236 262H234V264Z\"/></svg>",
  "mask_w": 264,
  "mask_h": 264
},
{
  "label": "water",
  "instance_id": "obj_3",
  "mask_svg": "<svg viewBox=\"0 0 264 264\" xmlns=\"http://www.w3.org/2000/svg\"><path fill=\"white\" fill-rule=\"evenodd\" d=\"M0 14L72 159L109 264H175L122 119L61 0H0Z\"/></svg>",
  "mask_w": 264,
  "mask_h": 264
},
{
  "label": "built area",
  "instance_id": "obj_4",
  "mask_svg": "<svg viewBox=\"0 0 264 264\" xmlns=\"http://www.w3.org/2000/svg\"><path fill=\"white\" fill-rule=\"evenodd\" d=\"M8 60H9V62H11V63H12L11 59H9V58H8Z\"/></svg>",
  "mask_w": 264,
  "mask_h": 264
}]
</instances>
